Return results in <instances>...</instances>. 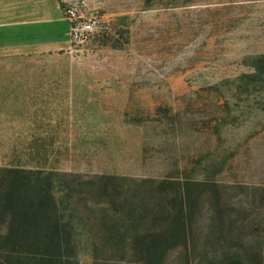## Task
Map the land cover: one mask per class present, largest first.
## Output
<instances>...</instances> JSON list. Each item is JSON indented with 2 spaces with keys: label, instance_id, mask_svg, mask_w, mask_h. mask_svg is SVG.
<instances>
[{
  "label": "rangeland",
  "instance_id": "1",
  "mask_svg": "<svg viewBox=\"0 0 264 264\" xmlns=\"http://www.w3.org/2000/svg\"><path fill=\"white\" fill-rule=\"evenodd\" d=\"M259 55L264 0H0V167L58 174L79 264H136L119 241L172 230L188 180L189 241L161 263L264 264Z\"/></svg>",
  "mask_w": 264,
  "mask_h": 264
},
{
  "label": "trees",
  "instance_id": "2",
  "mask_svg": "<svg viewBox=\"0 0 264 264\" xmlns=\"http://www.w3.org/2000/svg\"><path fill=\"white\" fill-rule=\"evenodd\" d=\"M253 60L256 65L250 77L257 79L264 76V55L254 57ZM57 176L54 172L46 173L39 169L0 167V264H79L76 229L55 195ZM123 180L118 176L105 177L106 182H115L105 183L106 203H118L115 199L116 182ZM144 183L155 181L146 180ZM171 183L174 182L165 179L159 184L165 187ZM175 183L183 189L176 198L180 202V209L172 230L154 240L150 236L143 239L133 236L119 241V246L127 243L135 247L137 255H140L136 264H162L161 258L169 248L187 245L189 241L187 229L192 197L187 189L197 183L189 180ZM70 189L71 186L66 185L67 195ZM112 242L118 240L111 238ZM141 242H147V252L139 248ZM162 242V245L171 242L173 245L162 249ZM137 255L134 257L137 258ZM117 263L121 264L122 260Z\"/></svg>",
  "mask_w": 264,
  "mask_h": 264
},
{
  "label": "built area",
  "instance_id": "3",
  "mask_svg": "<svg viewBox=\"0 0 264 264\" xmlns=\"http://www.w3.org/2000/svg\"><path fill=\"white\" fill-rule=\"evenodd\" d=\"M67 13L72 21V37L75 42H85L93 32V22L91 19L83 21L82 16L78 15L77 10L74 7H70Z\"/></svg>",
  "mask_w": 264,
  "mask_h": 264
}]
</instances>
